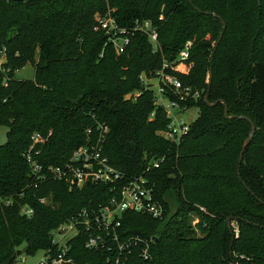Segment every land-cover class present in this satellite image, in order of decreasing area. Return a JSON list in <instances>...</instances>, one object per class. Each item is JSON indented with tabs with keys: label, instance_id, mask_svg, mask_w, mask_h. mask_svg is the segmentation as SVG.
<instances>
[{
	"label": "trees",
	"instance_id": "obj_1",
	"mask_svg": "<svg viewBox=\"0 0 264 264\" xmlns=\"http://www.w3.org/2000/svg\"><path fill=\"white\" fill-rule=\"evenodd\" d=\"M109 13L121 27L150 20L157 51L137 32L117 54L96 29L97 15ZM188 42L189 56L180 60ZM2 51L9 71H0V130L8 127L0 145V264H15L23 251L57 253L52 231L111 196L110 184L70 188L48 173L99 124L108 126L110 163L127 180L146 176L164 205L157 218L123 214L125 237L154 239L152 257L136 252L129 264H264V0H0ZM165 62L166 72L202 92L180 100L199 109L180 144L161 135L169 120L141 78L155 77ZM28 63L34 77L16 78ZM207 93L211 103L221 102L208 105ZM167 96L179 97L171 90ZM222 101L236 117L226 118ZM240 116L257 129L238 174L251 132ZM35 132L45 140L34 144ZM29 153L45 179L33 174ZM24 206L33 213L23 214ZM85 233L71 240L74 262L65 264H111L106 251L85 247Z\"/></svg>",
	"mask_w": 264,
	"mask_h": 264
},
{
	"label": "built area",
	"instance_id": "obj_2",
	"mask_svg": "<svg viewBox=\"0 0 264 264\" xmlns=\"http://www.w3.org/2000/svg\"><path fill=\"white\" fill-rule=\"evenodd\" d=\"M161 18L163 17L161 16ZM96 22V29L105 32L117 54L126 52L130 44V35L137 32L149 36L154 51H157L159 47L158 30L150 20L137 19L131 28L121 27L109 13L97 15ZM189 46H191V42H188L182 50L179 56L180 60L188 58ZM6 61V54L2 51L0 54L1 72L9 71V68L3 66ZM169 67L170 64L165 62L162 69L156 72L155 77L148 78L142 75L141 78L147 83H151L149 84L150 88L155 91V105L165 110L169 120L166 129L161 131V135L175 144H180L192 123L185 118V114L190 108L181 104L180 100H185L188 97L198 99L202 96V92L184 86L177 77L166 72ZM151 79H157L158 83L154 85L150 81ZM4 84L7 85L5 79ZM170 90L179 96L178 99L167 96ZM107 131L108 126L104 124H99L96 132L90 128L87 129L86 143L76 148L64 163L48 167V173L54 178L66 182L70 188H81L87 183L110 184L111 196L98 207H84L77 216L67 219L53 230V243L58 245L59 251L54 253L52 250H44L38 264L73 263L74 260L67 254L71 249V240L81 231L86 232L85 247L95 251H106L111 264H129L131 257L136 252L140 253L144 259L152 257L153 237L143 238L140 235L125 237L122 231V217L127 211L155 218L161 217L164 213V205L156 196L155 185L146 176H135L127 180L125 173L110 163L103 148ZM32 140L34 144H37L45 139L41 133L35 132ZM27 157L33 174L39 179H45L46 174H42L43 166L33 159L30 153ZM163 160L164 158L151 162L148 168L159 167ZM41 201L45 202L46 199L43 198ZM6 202L10 203L9 200ZM21 211L26 215L33 213V209L28 206H24ZM58 235L60 240L57 239Z\"/></svg>",
	"mask_w": 264,
	"mask_h": 264
},
{
	"label": "rangeland",
	"instance_id": "obj_3",
	"mask_svg": "<svg viewBox=\"0 0 264 264\" xmlns=\"http://www.w3.org/2000/svg\"><path fill=\"white\" fill-rule=\"evenodd\" d=\"M35 67L33 64L28 63L23 68L19 69L16 72V78L18 79H32L34 77ZM154 85L158 83L157 79H151L150 80ZM199 115V109L197 107H190V109L185 114V118L187 121L192 122L194 121ZM7 132L8 127L2 126L0 130V145L4 144L7 141ZM173 207V204H172ZM57 239L60 240V236H57ZM25 244L21 245L19 247L20 250H24ZM43 256V251H38L35 254H25L23 251L20 256L18 257V260L15 264H38L40 258ZM24 257V259H22Z\"/></svg>",
	"mask_w": 264,
	"mask_h": 264
},
{
	"label": "water",
	"instance_id": "obj_4",
	"mask_svg": "<svg viewBox=\"0 0 264 264\" xmlns=\"http://www.w3.org/2000/svg\"><path fill=\"white\" fill-rule=\"evenodd\" d=\"M209 13H211V12H209ZM211 14L217 16V14H215V13H211ZM211 79H212V72H210V74H209V82L211 81ZM205 102H206L208 105H214V104H217V103L221 102V100H218V101H216L215 103H211L210 100H209V95H208V93H207V94L205 95ZM222 102H223L224 105H225V116H226V118H234V117H236V116H230V115H229L228 106L226 105V103H225L224 101H222ZM240 118H244V119H247V120L250 121V123H251V132H250V134H249V137L245 140V142H244V144H243V146H242V149H241V151H240V156H239V160H238V164H239V165H238V174H240V164H241V162H242V159H243V156H244V152H245V150H246V147L248 146V144H249L250 141L252 140L253 136L255 135L256 129H257L255 123H254L249 117H246V116H240ZM248 190L250 191L249 188H248ZM230 220H231V217L228 218V226H229V228L231 227Z\"/></svg>",
	"mask_w": 264,
	"mask_h": 264
}]
</instances>
